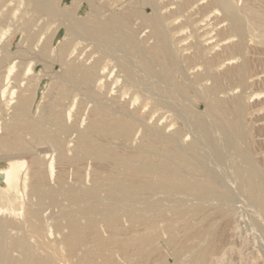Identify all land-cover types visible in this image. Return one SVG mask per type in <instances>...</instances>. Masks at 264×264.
Listing matches in <instances>:
<instances>
[{"label":"bare ground","instance_id":"bare-ground-1","mask_svg":"<svg viewBox=\"0 0 264 264\" xmlns=\"http://www.w3.org/2000/svg\"><path fill=\"white\" fill-rule=\"evenodd\" d=\"M0 1V264H264L263 1L212 0L220 52L181 58L154 0Z\"/></svg>","mask_w":264,"mask_h":264},{"label":"rangeland","instance_id":"rangeland-1","mask_svg":"<svg viewBox=\"0 0 264 264\" xmlns=\"http://www.w3.org/2000/svg\"><path fill=\"white\" fill-rule=\"evenodd\" d=\"M87 1H93L95 4H98L99 8L95 5H88ZM59 0L60 4L62 6H68V5H74V13L77 16H89L92 15V13H101L102 15L108 16L111 13L114 14H122L126 10L130 8V0ZM135 1V0H134ZM264 2V0H261ZM20 2L26 3L27 9L30 7V3L25 2V0H13L12 7L18 5ZM154 3L157 4V8L160 10V13H162V22L164 25L170 27L169 30V37L173 38L182 28H185L186 33L184 32L183 35L180 36V38H185L188 40V42L182 47L180 52L178 53V56L181 58L182 53L185 50L195 49L199 50L200 45L204 48L205 54L212 56L213 54H218L219 50H214L216 46L220 43L222 39H226V37L229 35V32L222 31V28L220 29L221 21L223 22V14L221 10L212 2V0H154ZM2 5V2L0 1V6ZM11 5V4H10ZM101 5V6H100ZM102 9H101V8ZM107 9L105 10V8ZM22 13L21 17L24 18L27 13V10ZM104 9V11H103ZM143 14L149 15L150 12H152V9L148 5L139 6L138 8ZM108 10V11H107ZM106 12V13H104ZM135 18V17H134ZM47 15L43 11H38L34 14L31 23L34 25L35 28H44V31L46 32L51 26L53 22L57 20V17L49 18L47 19ZM135 19H129L128 22H131L134 24V26L141 25L139 21H135ZM176 21V22H175ZM179 23H178V22ZM46 22V23H45ZM137 22V23H136ZM45 23V25H43ZM176 23V24H175ZM46 27V29H45ZM48 27V28H47ZM141 27V26H137ZM218 27V28H217ZM63 31L60 30L57 37H60L62 35ZM11 38V34L9 33L4 41H7ZM233 38V36H231ZM12 39V38H11ZM14 40L12 39V42ZM211 52V54H210ZM210 58V57H209ZM201 62V60H199ZM110 65H112V62H109ZM256 72L264 70V64H262L260 61L256 63ZM39 65L37 64L35 66V73L38 74L39 72ZM212 71V70H211ZM214 71V70H213ZM264 79H261L260 82L254 84L250 92L251 93H262L264 91ZM48 80H42L41 87L46 86L48 83ZM33 84V83H32ZM45 88V87H44ZM260 101V99L252 100L250 103H255ZM2 106H0L1 113L0 116L6 118V115L8 114V104L6 101L2 102ZM200 109L203 110V105L200 106ZM152 116H149V121L152 122ZM165 119H167V123L169 125H173L175 123V119L170 116L169 113H164ZM264 118V115H259L257 119ZM258 128V127H256ZM253 133H256L254 130ZM28 161V159H27ZM0 185L2 186V182L0 181Z\"/></svg>","mask_w":264,"mask_h":264}]
</instances>
